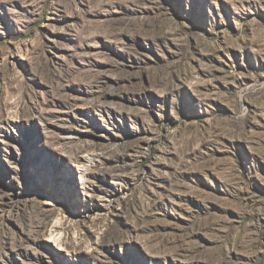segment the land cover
Wrapping results in <instances>:
<instances>
[{"label": "rangeland", "instance_id": "rangeland-1", "mask_svg": "<svg viewBox=\"0 0 264 264\" xmlns=\"http://www.w3.org/2000/svg\"><path fill=\"white\" fill-rule=\"evenodd\" d=\"M0 264H264V0H0Z\"/></svg>", "mask_w": 264, "mask_h": 264}]
</instances>
